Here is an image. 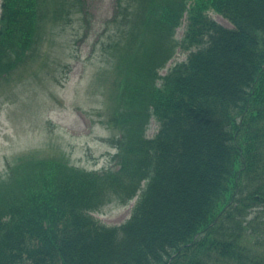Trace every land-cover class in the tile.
Wrapping results in <instances>:
<instances>
[{"label": "trees", "instance_id": "1", "mask_svg": "<svg viewBox=\"0 0 264 264\" xmlns=\"http://www.w3.org/2000/svg\"><path fill=\"white\" fill-rule=\"evenodd\" d=\"M50 2L0 1V79L37 54L47 22L84 5ZM109 23L99 74L114 163L8 161L0 264H264L247 232L264 211V0H114ZM135 197L118 225L93 215Z\"/></svg>", "mask_w": 264, "mask_h": 264}, {"label": "rangeland", "instance_id": "2", "mask_svg": "<svg viewBox=\"0 0 264 264\" xmlns=\"http://www.w3.org/2000/svg\"><path fill=\"white\" fill-rule=\"evenodd\" d=\"M113 10L114 0H84L81 9L72 4L56 26L47 22L37 54L0 79V174L8 160L32 151L64 153L74 165L89 170L114 163L108 96L99 74L110 59L104 45L112 36ZM209 15L231 27L222 16ZM184 59L185 53L177 52L160 73L172 61ZM156 128L151 120L147 136ZM133 203L134 199L124 205L108 204L93 215L102 223L118 225L129 217ZM247 232L249 241L259 237L254 246L264 249V211Z\"/></svg>", "mask_w": 264, "mask_h": 264}]
</instances>
